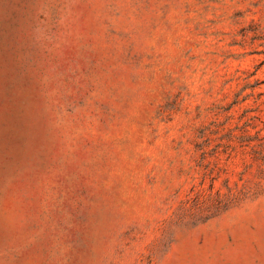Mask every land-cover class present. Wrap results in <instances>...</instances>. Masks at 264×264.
Wrapping results in <instances>:
<instances>
[{"label": "rangeland", "instance_id": "obj_1", "mask_svg": "<svg viewBox=\"0 0 264 264\" xmlns=\"http://www.w3.org/2000/svg\"><path fill=\"white\" fill-rule=\"evenodd\" d=\"M0 264H264V0H0Z\"/></svg>", "mask_w": 264, "mask_h": 264}]
</instances>
